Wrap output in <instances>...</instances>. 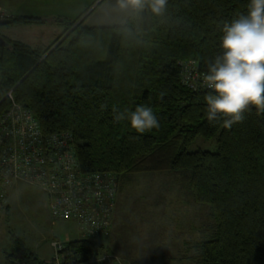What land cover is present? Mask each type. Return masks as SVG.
<instances>
[{
    "label": "trees",
    "instance_id": "obj_1",
    "mask_svg": "<svg viewBox=\"0 0 264 264\" xmlns=\"http://www.w3.org/2000/svg\"><path fill=\"white\" fill-rule=\"evenodd\" d=\"M247 2L166 0L160 14L145 6L112 26L86 27L78 17L67 21L47 47L0 34L5 40L0 44V118L12 106L6 97L11 91L45 134H73L82 173L112 174L119 181L169 172L184 179L193 200L208 205L216 223L208 239L190 246V264H264V115L253 109L231 128L211 124L204 115L206 89L189 88L181 75L187 61L205 71L218 51L223 22L245 11ZM6 18L9 25L46 22ZM137 104L153 107L158 129L139 134L127 121L113 119L114 109ZM214 136L217 152L187 151L197 137ZM4 218L9 220V206ZM10 240L13 252L6 254L5 264H50L13 233ZM65 247L77 262L111 254L91 238Z\"/></svg>",
    "mask_w": 264,
    "mask_h": 264
},
{
    "label": "rangeland",
    "instance_id": "obj_2",
    "mask_svg": "<svg viewBox=\"0 0 264 264\" xmlns=\"http://www.w3.org/2000/svg\"><path fill=\"white\" fill-rule=\"evenodd\" d=\"M0 9L7 17L18 11L46 18L48 22L31 35L23 32L25 25L0 27L2 36L18 40L28 36L31 43L45 42L52 33L51 41L57 39L67 21L81 20L91 10L84 23L87 26L122 24L133 10L120 8L117 0H0ZM49 21L59 24L58 30L54 31L57 27L53 29L55 24ZM186 149L217 152V137H197ZM7 200L9 220L4 216L0 219V264H5L6 254L13 252L11 233L48 262L53 256L52 241L65 245L84 238L75 222L53 219L48 198L37 187L16 183L9 189ZM215 226L209 206L193 200L184 179H175L169 172L140 173L118 181L109 231L93 240L111 251L107 254L110 263L190 264L194 254L190 246L208 239Z\"/></svg>",
    "mask_w": 264,
    "mask_h": 264
},
{
    "label": "built area",
    "instance_id": "obj_3",
    "mask_svg": "<svg viewBox=\"0 0 264 264\" xmlns=\"http://www.w3.org/2000/svg\"><path fill=\"white\" fill-rule=\"evenodd\" d=\"M7 15L0 9V19ZM182 83L193 90L204 89L197 65L181 64ZM0 118V219L8 207V191L24 183L44 191L55 220L75 222L84 238L106 236L115 208L118 188L112 174L82 173L75 152V139L69 131L45 134L32 114L15 103ZM50 264L110 263L107 254L94 262H77L65 245L52 241ZM14 264H24L16 261Z\"/></svg>",
    "mask_w": 264,
    "mask_h": 264
},
{
    "label": "clouds",
    "instance_id": "obj_4",
    "mask_svg": "<svg viewBox=\"0 0 264 264\" xmlns=\"http://www.w3.org/2000/svg\"><path fill=\"white\" fill-rule=\"evenodd\" d=\"M117 3L122 9L141 10L147 6L160 14L166 0H117ZM217 48L206 61L201 77L206 89V120L231 128L253 109L264 115V0H248L245 11L223 22ZM113 111L116 122L127 121L136 133L145 134L160 127L157 113L149 104Z\"/></svg>",
    "mask_w": 264,
    "mask_h": 264
},
{
    "label": "crops",
    "instance_id": "obj_5",
    "mask_svg": "<svg viewBox=\"0 0 264 264\" xmlns=\"http://www.w3.org/2000/svg\"><path fill=\"white\" fill-rule=\"evenodd\" d=\"M98 4H99V2H98ZM97 5V4H96ZM16 12H18V11H13L12 12V16L11 17H18V16H32V17H39V18H42V19H44L46 22H48L47 20H46V18H43L39 13H16ZM87 16V15H86ZM85 16V17H86ZM85 17H83L81 20H79V21H82L83 22V25L84 26H86V27H96V26H87V25H85L84 23H85V20L87 19V17L85 18ZM46 22H45V24H46ZM50 23H52L53 25L55 24V26H52L53 27V29L55 28V27H57V28H55L54 29V31H56V30H58V28H59V24H56V23H53V22H51V21H49ZM44 23L43 24H32V23H29V24H16V25H25V28H23V32H25V34H29V35H31V34H34L35 33V29H40L41 27H43L44 25H45ZM12 25H15V24H12ZM22 32V33H23ZM59 35V34H58ZM58 35H56V37L58 36ZM35 36H36V34H35ZM54 37V33H52L50 36L48 35V37H47V41H37V42H30L29 41V38L30 37H28V36H24L23 38L24 39H20L19 41H22V42H24V43H26V44H28V45H30V46H32V47H47L48 45H50L54 40H56V39H54L53 41H51L52 40V38ZM35 37H33V39H34ZM14 40H18V39H14Z\"/></svg>",
    "mask_w": 264,
    "mask_h": 264
},
{
    "label": "water",
    "instance_id": "obj_6",
    "mask_svg": "<svg viewBox=\"0 0 264 264\" xmlns=\"http://www.w3.org/2000/svg\"><path fill=\"white\" fill-rule=\"evenodd\" d=\"M9 23V20L7 18H4V19H0V27L1 26H5ZM0 44L1 45H5V40L1 37L0 35Z\"/></svg>",
    "mask_w": 264,
    "mask_h": 264
}]
</instances>
